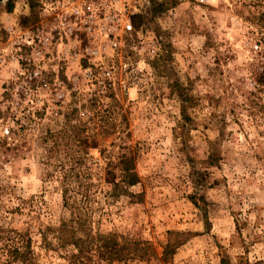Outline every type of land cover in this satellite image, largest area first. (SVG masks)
I'll use <instances>...</instances> for the list:
<instances>
[{
	"label": "rangeland",
	"instance_id": "obj_1",
	"mask_svg": "<svg viewBox=\"0 0 264 264\" xmlns=\"http://www.w3.org/2000/svg\"><path fill=\"white\" fill-rule=\"evenodd\" d=\"M42 1L0 0V138L19 126L11 113L26 123L23 112L44 108V118H34L35 123L44 128L61 124L54 112L68 110L71 92L91 94L93 76L111 71L109 94L116 101L107 98L101 109L81 115L98 144L90 156L102 167L100 151L114 158L130 146L137 154L140 184L130 192L140 196L106 201L96 192L89 206L93 230L114 234L120 247L138 242L132 247L136 255L122 261L97 254L77 260L264 264L263 94L250 95L264 74V28L253 19L264 12V0H115L131 28L97 36L76 28L50 44L37 37L50 32L54 22L41 15ZM7 2L13 4L11 13ZM137 14L142 25L133 33ZM158 33L171 44L169 77L158 76L150 65ZM120 39L122 48L109 44ZM32 72L37 75L30 78ZM176 80L189 100L186 118L168 87ZM252 99L255 105H250ZM34 148L1 164L0 182L13 193L1 197L0 213L7 216L5 210L20 199H34L38 223L58 228L68 212L59 189L45 182L49 168L39 162L42 151ZM212 151L216 161L210 165L206 160ZM45 234L52 247L39 233L32 235L37 262L68 264V254L76 253L73 247L55 248L53 233ZM168 239L182 244L162 262Z\"/></svg>",
	"mask_w": 264,
	"mask_h": 264
},
{
	"label": "trees",
	"instance_id": "obj_2",
	"mask_svg": "<svg viewBox=\"0 0 264 264\" xmlns=\"http://www.w3.org/2000/svg\"><path fill=\"white\" fill-rule=\"evenodd\" d=\"M12 10L13 4L7 2L6 11L11 13ZM253 19L259 23L260 28H264V12H257ZM141 22L140 14L132 17L133 33L142 25ZM156 36L157 52L150 65L158 76L169 77L171 44L164 35L158 33ZM168 87L171 95L180 101L181 115L186 118L185 104L189 101L186 90L177 80L170 82ZM109 93L111 94L101 87H96L89 95L71 92V100L66 106L68 110L65 113L54 112V118L62 117V123L56 124V127L46 125L44 128L34 122V118L39 121L44 118L46 111L44 108L23 112L26 123L15 113H11L12 120H15V124L19 126L11 129L8 136L0 138V166L9 158L30 151L34 145V149L42 151L39 162L49 168L44 180L59 189L62 207L68 212V216L62 220L58 228L46 226L43 228L38 223L37 204L34 199L28 201L20 199L16 205L8 207L5 210L7 216L0 213V264H39L32 235L34 232L39 233L42 242L52 247L51 241L46 238V231L53 233L55 248L66 249L70 245L73 247L76 253L68 254L66 257L68 264H82L77 259L85 255L97 254L100 259L109 261H122L136 255L132 247L136 248L138 242H127L120 247L114 234H102L97 230L94 231L91 226L92 215L89 206L95 200L96 192L103 194L106 201L120 196L130 198L140 196L130 192V188L140 184L136 170L137 154L134 149L124 146L123 152L114 158L100 151L105 163L102 167L98 166L90 156V151L98 149V144L94 139V133L88 134L90 129L86 127V121L82 122L81 115L86 117L91 109H101L105 106L107 98L116 101ZM261 93L263 98L260 108L264 112V74H260L256 79V86L250 95ZM256 97L261 99V96ZM253 99L250 100V105H255ZM1 116L0 113V118ZM28 135L31 137L29 141H27ZM18 139L21 141L18 142ZM9 140L11 142H8ZM215 161V153L212 151L206 163L212 165ZM96 167L97 172L94 170ZM12 193V190L4 187L0 182V200L3 195L10 196ZM200 210L206 220L205 209L200 208ZM181 244L168 239L162 247L161 261L167 262Z\"/></svg>",
	"mask_w": 264,
	"mask_h": 264
},
{
	"label": "built area",
	"instance_id": "obj_3",
	"mask_svg": "<svg viewBox=\"0 0 264 264\" xmlns=\"http://www.w3.org/2000/svg\"><path fill=\"white\" fill-rule=\"evenodd\" d=\"M206 0H200L204 3ZM115 0H102L101 3L95 1H83L77 3L74 0H43L41 2V15L46 19H53L54 22L51 25L50 32H44L45 36L39 35L37 37L39 41H43L44 44H50L52 39L56 42L62 41L63 37L72 34L76 28H81L86 34L90 36H97L100 34L111 35L118 30L120 32L124 31V28H131L130 21L125 9L115 8ZM29 40L33 41V37L28 35ZM116 39V38H114ZM109 44L113 47L122 48L125 43L118 40H110ZM157 49L155 42L152 44L151 52L155 54ZM96 53V52H95ZM74 58H77V54L74 53ZM149 68V64H146ZM123 69L126 66L123 65ZM90 77V70L86 72ZM37 75L36 72H32L29 76ZM111 71H105L102 76H93L92 85L96 87H101V89L110 91L113 87L114 82L109 78ZM91 79V78H90ZM119 83V82H117ZM95 87V88H96Z\"/></svg>",
	"mask_w": 264,
	"mask_h": 264
}]
</instances>
